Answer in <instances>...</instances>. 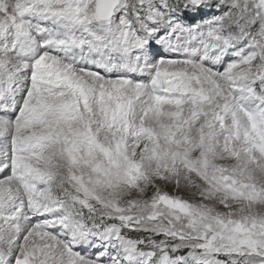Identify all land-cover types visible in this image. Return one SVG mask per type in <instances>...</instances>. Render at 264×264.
<instances>
[{
  "label": "snow or ice",
  "instance_id": "6c2138e0",
  "mask_svg": "<svg viewBox=\"0 0 264 264\" xmlns=\"http://www.w3.org/2000/svg\"><path fill=\"white\" fill-rule=\"evenodd\" d=\"M0 264H264V0H0Z\"/></svg>",
  "mask_w": 264,
  "mask_h": 264
},
{
  "label": "rangeland",
  "instance_id": "374dc122",
  "mask_svg": "<svg viewBox=\"0 0 264 264\" xmlns=\"http://www.w3.org/2000/svg\"><path fill=\"white\" fill-rule=\"evenodd\" d=\"M219 259L223 261V260H226L227 257H225V256H220Z\"/></svg>",
  "mask_w": 264,
  "mask_h": 264
}]
</instances>
